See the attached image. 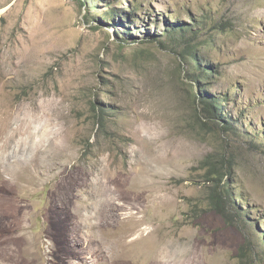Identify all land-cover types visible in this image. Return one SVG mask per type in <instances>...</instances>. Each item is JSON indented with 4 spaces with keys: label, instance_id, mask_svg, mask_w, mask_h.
Segmentation results:
<instances>
[{
    "label": "rangeland",
    "instance_id": "obj_1",
    "mask_svg": "<svg viewBox=\"0 0 264 264\" xmlns=\"http://www.w3.org/2000/svg\"><path fill=\"white\" fill-rule=\"evenodd\" d=\"M78 190L108 198L101 241ZM167 241L264 264V0H0V261L156 264Z\"/></svg>",
    "mask_w": 264,
    "mask_h": 264
},
{
    "label": "clouds",
    "instance_id": "obj_2",
    "mask_svg": "<svg viewBox=\"0 0 264 264\" xmlns=\"http://www.w3.org/2000/svg\"><path fill=\"white\" fill-rule=\"evenodd\" d=\"M165 130L159 129L153 134H149L143 125L141 126V135L146 139L155 140L159 136L164 135ZM57 147L62 146L61 140L54 141ZM130 156L135 157L137 153L131 148L129 149ZM92 183L97 181L93 178ZM76 198L73 203L72 211L78 216L79 222L84 225L85 239L88 237L100 238L95 234L101 223L98 218L99 210L108 203V198L105 195L94 194L90 191H77ZM18 235H26L24 232H19ZM101 241V240H100ZM4 264V261H0ZM156 264H197V258L194 255L193 248L189 243L178 242H163L159 246L156 256Z\"/></svg>",
    "mask_w": 264,
    "mask_h": 264
},
{
    "label": "trees",
    "instance_id": "obj_3",
    "mask_svg": "<svg viewBox=\"0 0 264 264\" xmlns=\"http://www.w3.org/2000/svg\"><path fill=\"white\" fill-rule=\"evenodd\" d=\"M88 2V1H87ZM115 10H121V11H123L122 9H115ZM115 10H109L108 12H106L107 13V15L110 17L109 19H114V17H115ZM124 12V11H123ZM112 13H114V14H112ZM127 14H129V13H127ZM179 31H182L181 32V34L182 33H188V32H192V31H194V28L193 27H191V28H185V29H183V28H181V27H179V25H176V27L173 29V31H171L170 33H174V34H178L179 33ZM175 37V36H174ZM124 39H126V38H124ZM192 78H193V76H191ZM194 80V79H193ZM206 94H209L208 92H204V93H201V97L198 95V99L200 100L201 98H203L202 99V103H204V105H205V111L208 113V115H209V117H213V118H219V117H221V115H219L218 113H216V107H218V104H219V102L220 101H218V100H216V99H205V95ZM219 108V107H218ZM102 112H104V110H102ZM98 114L99 115H101V112H98ZM99 117H101V116H99ZM230 127L229 126H226V129H229ZM215 175L216 176H213L212 178H213V180H216L217 181V179L219 180V176H220V174L219 173H215ZM224 175V174H223ZM220 180H221V177H220ZM230 182H228V185H227V187L228 186H230ZM238 197V196H237ZM242 215H243V213H242Z\"/></svg>",
    "mask_w": 264,
    "mask_h": 264
}]
</instances>
